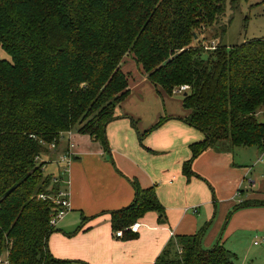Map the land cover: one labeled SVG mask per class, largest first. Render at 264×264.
Masks as SVG:
<instances>
[{"label": "trees", "instance_id": "trees-1", "mask_svg": "<svg viewBox=\"0 0 264 264\" xmlns=\"http://www.w3.org/2000/svg\"><path fill=\"white\" fill-rule=\"evenodd\" d=\"M228 1L234 9L236 0H0V48L10 57L0 59V257L74 264L49 252L54 205L38 196L57 194L62 179L46 175L39 159L50 144L58 147L60 134L74 131L99 143L111 160L106 127L129 94L120 67L127 55L164 95L189 88L183 121L204 139L189 146L185 178L208 149L264 148V37L213 49L200 39L208 29H219L214 38L225 33ZM129 182L134 199L109 213L112 232L151 212L164 223L154 187ZM259 206L264 201H242L229 216ZM206 230L171 238L154 264H233L222 246L203 248Z\"/></svg>", "mask_w": 264, "mask_h": 264}, {"label": "crops", "instance_id": "crops-1", "mask_svg": "<svg viewBox=\"0 0 264 264\" xmlns=\"http://www.w3.org/2000/svg\"><path fill=\"white\" fill-rule=\"evenodd\" d=\"M137 71L136 77L127 74L129 94L106 127L111 160L99 143L75 132L64 135L58 147H47V155L39 159L45 163L44 173L51 162L53 168L45 174L62 179L60 189L68 192L69 211L48 238L49 252L56 259L74 264H154L171 238L194 235L205 225V249L224 248L236 235L264 229V206L229 216L238 203L259 200L255 182L245 186L251 171L235 163L234 150H206L192 163L194 175L183 176L189 146L204 136L183 121L189 113L182 109L181 99L164 95L140 67ZM164 118L161 126L139 140ZM66 153L70 162L63 174L65 164L57 159ZM133 179L142 189L154 187L165 220L160 223L158 214L148 213L138 221L137 233L117 238L109 213L131 204ZM83 218L87 221L81 225Z\"/></svg>", "mask_w": 264, "mask_h": 264}, {"label": "rangeland", "instance_id": "rangeland-1", "mask_svg": "<svg viewBox=\"0 0 264 264\" xmlns=\"http://www.w3.org/2000/svg\"><path fill=\"white\" fill-rule=\"evenodd\" d=\"M236 1L237 4L234 9L230 8L229 1L226 3L222 23L226 25V30L222 37L217 36L214 38L216 32L219 33V29H208L205 32L203 31L200 36V39L203 40L202 45L206 46L210 43L209 46L215 47L218 43H221L230 47L264 37L263 0ZM0 59L10 61V57L1 48ZM120 67L121 71L126 75H130L131 78L139 75V71H137V67L129 55L124 57ZM173 98L182 100V94H173ZM233 155L235 163L238 164L241 170L249 168L251 171L248 178L245 179V186H249L250 181L255 182V189L253 190L256 193V198L259 199L257 201H264V148H234ZM52 163L56 164L55 162ZM50 164L51 162L48 163V169L45 173H50L52 170L53 167ZM58 164H60L59 161ZM262 238L264 239V229L248 231L232 237L224 249L235 256L236 259H234L233 264H264V242H261ZM254 242H257V246L253 245Z\"/></svg>", "mask_w": 264, "mask_h": 264}, {"label": "built area", "instance_id": "built-area-1", "mask_svg": "<svg viewBox=\"0 0 264 264\" xmlns=\"http://www.w3.org/2000/svg\"><path fill=\"white\" fill-rule=\"evenodd\" d=\"M214 44V43H212ZM214 46H212L211 49H213ZM188 86L184 85V86H180L177 89H175V91H173V94H183L184 92L188 91ZM66 135L68 137L71 136V132H67V133H63L60 134V139L61 140L63 138V136ZM48 147H50L51 149H54V144H50ZM58 161L61 163H64L65 166L69 164L70 162V157L67 156V153L65 155H60L58 158ZM67 173V166L66 168L63 169V174ZM38 199L41 201H44L46 199L50 200L52 202V204L54 205V210L53 212L50 214V218H49V225L52 228H55L57 222L59 220H61L65 214L69 211V204H68V192L64 189H61L60 191L57 192V194H55L52 197L46 196V195H39ZM139 229V224L136 223L128 228H126L125 230H118L114 233V236L117 238H121L124 235V232H129L132 234H135L138 232ZM261 242H264V239H261ZM254 245H257V242H254ZM0 264H12L9 262V260L7 259L6 256L0 257Z\"/></svg>", "mask_w": 264, "mask_h": 264}]
</instances>
